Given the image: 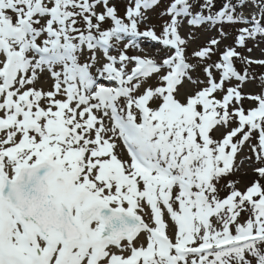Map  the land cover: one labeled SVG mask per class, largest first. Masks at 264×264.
<instances>
[{
  "label": "snow or ice",
  "instance_id": "6c2138e0",
  "mask_svg": "<svg viewBox=\"0 0 264 264\" xmlns=\"http://www.w3.org/2000/svg\"><path fill=\"white\" fill-rule=\"evenodd\" d=\"M160 6L0 0V264H264V0Z\"/></svg>",
  "mask_w": 264,
  "mask_h": 264
},
{
  "label": "rangeland",
  "instance_id": "374dc122",
  "mask_svg": "<svg viewBox=\"0 0 264 264\" xmlns=\"http://www.w3.org/2000/svg\"><path fill=\"white\" fill-rule=\"evenodd\" d=\"M162 1H163L162 6L157 7L154 10L150 9L146 13V15L149 17V21H148L149 24L156 26L157 33H159L160 27L165 23V21L169 19L167 16H164V17L160 16V13L165 10V6L167 5V4H164L166 0H162ZM117 3H118L120 14L123 15L126 9V6H127V0H117ZM189 33L193 34L195 37V39L189 42V46L187 49V52L189 55H191V53L194 50L205 46L210 39L212 38L220 39L219 26L217 28H211V29L206 25L199 26V27H191L187 25V20L185 19L183 22V26H182V34L187 35ZM232 37H233V33L231 35V33L228 32L227 38L223 39L219 46L221 51L228 45L235 46L234 44L235 38L232 39ZM141 47L144 49V52L148 53L149 55H152V56H156V55L163 56L164 55V51L162 50L161 46L156 44L155 42L145 41L143 42ZM249 47L253 48L252 53H248L246 50H244V53H243L244 55H251L255 59H264V52H262V49H264V44H261L259 47H254L250 43ZM144 52H140L138 50H131L130 54L131 55H143ZM212 59L216 60L217 57L214 56ZM237 67L240 68L241 66L238 65L237 63ZM255 72L258 75L264 74V69L257 67L255 68ZM201 78H203L202 74H201ZM45 87H47V85H45ZM188 90H191V89L189 88ZM245 91L248 93H252V94L258 93L260 91L259 80H257L255 83L248 84L247 87L245 88ZM244 107L246 108L249 107V104L247 101L244 103ZM216 135L219 137L220 133H217ZM245 154L250 155V153H247V151L245 152ZM239 159H243V156L238 158V162H239ZM254 166H255L254 157H253V160L244 159L243 164L240 167V170L235 175L229 177V179L238 180L239 181L238 187L240 188L245 187L246 185L250 184L251 181L255 178V174L253 172Z\"/></svg>",
  "mask_w": 264,
  "mask_h": 264
},
{
  "label": "trees",
  "instance_id": "16d2710c",
  "mask_svg": "<svg viewBox=\"0 0 264 264\" xmlns=\"http://www.w3.org/2000/svg\"><path fill=\"white\" fill-rule=\"evenodd\" d=\"M201 2H202V0H201ZM216 3H217V9H219V7L222 5V3H223V0H216ZM226 29H229V27L228 26H226ZM231 31L232 32H237L236 31V28L235 27H232L231 26Z\"/></svg>",
  "mask_w": 264,
  "mask_h": 264
}]
</instances>
